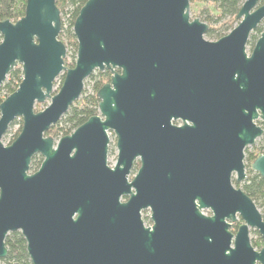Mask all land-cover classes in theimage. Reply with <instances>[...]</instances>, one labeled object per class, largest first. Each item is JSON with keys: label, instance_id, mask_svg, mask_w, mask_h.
Returning a JSON list of instances; mask_svg holds the SVG:
<instances>
[{"label": "water", "instance_id": "water-1", "mask_svg": "<svg viewBox=\"0 0 264 264\" xmlns=\"http://www.w3.org/2000/svg\"><path fill=\"white\" fill-rule=\"evenodd\" d=\"M259 2L244 0L238 23L209 40L189 0H86L70 67L56 0H25L22 16L1 19L0 84L17 64L22 77L0 101V258L6 235L19 231L32 264H264V245L249 239L253 228L264 240L262 214L233 183L245 177L244 149L263 133L264 28L245 49L264 19ZM105 68L98 112L57 140L46 135ZM15 118L21 129L4 145ZM35 154L42 160L30 172ZM251 168L264 178V153ZM146 207L151 228L140 218Z\"/></svg>", "mask_w": 264, "mask_h": 264}, {"label": "trees", "instance_id": "trees-1", "mask_svg": "<svg viewBox=\"0 0 264 264\" xmlns=\"http://www.w3.org/2000/svg\"><path fill=\"white\" fill-rule=\"evenodd\" d=\"M85 1L86 0H56V5L61 15L68 14L67 17H64L66 20L60 18L61 28L58 38L64 36L72 46L74 52H76L77 43L72 31V25L79 8ZM243 1L244 0H189L192 4H200L201 7L199 12L204 21L218 23L217 28L208 26L206 31L208 35L221 34L223 30L231 28L232 21L237 19L236 14ZM24 8L25 0H0V20L3 18L16 20L24 14ZM256 30H260V25L257 26ZM249 38L250 43L255 41V35H253L252 32ZM73 64L74 60L68 62L67 66L70 67ZM110 75L111 70L106 68L92 73L89 78H92L94 81V92L83 95L82 91L81 96L71 104L68 111L49 128L48 132L54 129L55 136L68 134L89 116L96 114L98 112L96 91L102 84L109 80ZM21 77V67L17 65L8 72L6 78L0 84V101L3 99L1 98L2 95L5 98L16 89ZM19 120L21 123V118H19ZM13 122H11V124ZM257 123L264 128V121L257 120ZM254 144L251 150L248 149L245 151L247 164L245 165L246 175L244 179L239 182L233 179V183L235 186L240 187L254 201L264 220V178L251 168L252 160L260 153H264V130L258 139L257 145ZM41 160L42 156L40 154L32 156L30 161V168L32 167V171L38 168ZM259 239H262L261 236H259ZM5 246L7 249L6 255L0 258L2 264H31L26 251L25 239L19 231H12L6 235ZM253 246H258V243L254 242Z\"/></svg>", "mask_w": 264, "mask_h": 264}, {"label": "rangeland", "instance_id": "rangeland-1", "mask_svg": "<svg viewBox=\"0 0 264 264\" xmlns=\"http://www.w3.org/2000/svg\"><path fill=\"white\" fill-rule=\"evenodd\" d=\"M263 0H260L259 4L262 3ZM200 4H192L189 2V16L190 18H198L200 19L201 21H204L202 18H201V15H200V12H199V9H200ZM68 14L66 15H61L60 13V17L63 19V20H66L64 17H67ZM12 20V19H11ZM14 21V20H12ZM239 19L237 18L236 20L232 21V26L231 28L227 29V30H223V32L221 34H216V35H208L207 33L204 34V37L206 39H209V40H215L217 38H219L220 36L226 34L230 29H232L237 23H238ZM206 22V21H204ZM208 24V26H211L212 28H217L218 26V23H215V22H206ZM260 25V30H256L254 29L252 31V34L255 35V38L254 40L257 39V37L259 36L261 30L264 28V19L261 21V23L259 24ZM1 38V37H0ZM65 45V56H64V64L67 66L68 65V62L72 61L75 59V53L73 50H72V46L68 43V40L63 36V37H60L59 38ZM250 39V38H249ZM249 39L246 43V46H245V49H246V52L249 54L251 49H252V46L254 44L253 43H250L249 42ZM18 67H21L20 64H17ZM68 67V66H67ZM97 70H95L94 72H96ZM93 72V73H94ZM62 79H63V72L59 73L54 81H53V85H52V91L51 93H55L58 91L61 83H62ZM94 81L92 78H86L84 80V84H83V88H82V91H83V95L85 94H91L92 92H94ZM81 96V94H80ZM1 98H4V96L2 95ZM50 102V99L49 98H45L42 102H37L35 103V107L34 109L37 111V110H40L42 109L43 107H45L48 103ZM20 125H22V122L20 123V120L19 118H15V121L9 125L7 131L5 132V134L2 136L1 140L3 142L4 145H7L9 144L16 136L17 134L19 133L20 131ZM61 125V124H59ZM54 129L50 132H46L45 134L46 135H50L53 137L54 140H57L60 136L62 135H58V136H55L54 135ZM258 139L259 137L255 140V144L254 145H257V142H258ZM248 145L245 149H244V158H243V163H244V166L247 164V160H246V152L248 149H252V145ZM116 157H117V148L115 146V137L114 135L112 134H109V147H108V156H107V162L110 166H113L115 161H116ZM138 167V166H137ZM136 166L133 167V169L130 171L129 175H128V179H132V177L134 176L135 172H136V169H137ZM29 171L32 172V167L30 168L29 167ZM245 175H246V166H245ZM234 175H233V179H234ZM203 212L205 214H210V210L208 209H204ZM149 216V210H146L143 212V217L145 218V221L146 218ZM242 222L241 218L238 216L237 219L231 224V227L230 229L235 232L236 229H237V226ZM259 234L258 232L253 229V228H250L249 229V239H250V242L253 243L254 242H257L258 243V246H254L255 249H259L261 248L263 245H264V240L263 239H259ZM258 264V263H256Z\"/></svg>", "mask_w": 264, "mask_h": 264}, {"label": "flooded vegetation", "instance_id": "flooded-vegetation-1", "mask_svg": "<svg viewBox=\"0 0 264 264\" xmlns=\"http://www.w3.org/2000/svg\"><path fill=\"white\" fill-rule=\"evenodd\" d=\"M257 122V121H256ZM175 123H177V124H180L181 122L180 121H175ZM260 125V124H259ZM261 127H262V125H261ZM263 128V127H262ZM263 130H264V128H263ZM107 134H108V137H109V134H112V135H114V132L112 131V130H108L107 131ZM114 137H115V135H114ZM115 140H116V138H115ZM108 147H109V144H108ZM108 156V155H107ZM107 164H108V162H107ZM109 165V164H108ZM110 166V165H109ZM134 166H139V160L138 159H136L134 162H133V166H132V168H131V170L133 169V167ZM138 168V167H137ZM137 170V169H136ZM129 175V174H128ZM131 180V179H130ZM127 198H128V196H123V197H121V201H126L127 200ZM146 210H149V216L146 218V220L147 221H145V218L143 217V212L144 211H146ZM150 214H151V211H150V208L149 207H146V208H142L141 210H140V218H141V220H142V223H143V225H144V227H150L151 228V226L153 225V221L151 220V218H150ZM30 259V258H29ZM30 262H31V260H30ZM31 264H32V262H31Z\"/></svg>", "mask_w": 264, "mask_h": 264}]
</instances>
